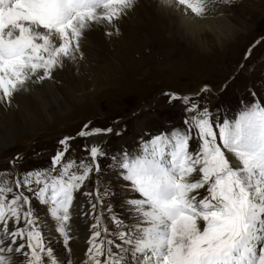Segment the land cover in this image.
Returning a JSON list of instances; mask_svg holds the SVG:
<instances>
[{"label":"snow or ice","instance_id":"1","mask_svg":"<svg viewBox=\"0 0 264 264\" xmlns=\"http://www.w3.org/2000/svg\"><path fill=\"white\" fill-rule=\"evenodd\" d=\"M219 2L164 0L196 18L213 13ZM135 4L0 0V103L11 104L29 84L52 79L65 61L81 54L82 39L94 26L118 32L115 25ZM202 91H209L208 86ZM166 95L170 102L185 104V127L150 137L138 153L113 157L121 178L138 194L128 201L138 219L134 226L110 233L100 189L86 193L96 199L92 213L85 214L95 222L89 225L81 264H264V103L255 100L233 119L220 121L191 96ZM112 132L85 124L77 136ZM73 139L59 141L49 168L23 175L0 171V264H14L13 254L20 264H71L58 259L33 200L46 207L71 253L75 194L93 172H100L99 159L107 155L94 143L85 146L87 160L68 158ZM112 221L123 226L115 216Z\"/></svg>","mask_w":264,"mask_h":264},{"label":"rangeland","instance_id":"2","mask_svg":"<svg viewBox=\"0 0 264 264\" xmlns=\"http://www.w3.org/2000/svg\"><path fill=\"white\" fill-rule=\"evenodd\" d=\"M218 4L225 7L235 26L224 45L210 30L204 32L207 47L179 38L161 25L167 16L155 12L153 3L136 0L134 8L115 25L118 32L105 25L94 26L91 37L84 35L81 54L65 61L47 80L55 91L44 86L40 90L43 98L32 94L31 89L16 95L27 103L31 99L34 114H27L19 102L0 103V171L23 175L49 168L65 136L75 137L70 142L68 158L87 160L85 146L94 143L107 153L99 159L100 172H93L75 194L71 253L65 251L62 237L54 231L55 222L48 217L46 207L33 200L58 259L81 264L86 258L89 225L95 217L85 214L92 213L91 204L96 203L95 196L86 193L95 194L100 189L104 222L110 233L123 231L124 227H118L113 216L121 221V216L132 218L128 201L138 198V194L121 178L113 157L119 158L124 152L138 153L150 137L185 127L189 116L185 104L170 102L166 93L191 96L220 121L233 119L255 100L264 103V0H232L231 4L220 0ZM205 85L207 92L202 91ZM85 124L110 127L113 132L78 137ZM196 145L193 140V148ZM77 203H82L81 212L75 210ZM109 206L110 212L106 210ZM100 210L98 206L96 211ZM81 219L85 225L82 239L78 237ZM78 241L82 243L79 249ZM20 259L13 254L14 264H20Z\"/></svg>","mask_w":264,"mask_h":264},{"label":"bare ground","instance_id":"3","mask_svg":"<svg viewBox=\"0 0 264 264\" xmlns=\"http://www.w3.org/2000/svg\"><path fill=\"white\" fill-rule=\"evenodd\" d=\"M143 1L149 3L150 5L151 3H153L152 6L156 9L155 12L158 11L162 14V16H167V18H163V21L161 24L164 28H167L168 31L170 30V32L172 30V33L178 36L179 38L182 37V38L188 39L189 41L196 43L201 47L208 46L207 45L208 39L206 37L207 34L204 33L206 32V30L207 31L210 30L213 33L214 37L218 39V41H220L222 45H224L226 43V40L230 39V34L233 33L235 29L234 24H232L231 22L230 16L227 14V12L224 11L225 7L223 8L219 4L218 6H216L215 11L213 12L215 14L214 17L207 16V18H196V17L191 16L190 14H186L182 7L168 5L164 3V0H143ZM131 19L132 18H128V20L132 21ZM148 19L149 18H144V21ZM137 20H140V18H137ZM224 28H227V29H224ZM163 31H165V29ZM92 33H93V30H90L86 34L91 37ZM82 41L84 42V40ZM44 86H49L50 91H55V86L51 82H48L47 80H44L43 82L39 84H29L28 89L29 90L31 89L32 94H35L36 96H40L43 98L44 96L40 90ZM13 99H14L13 102L15 103L19 102L22 104L21 105L22 109L26 110L27 114H34L31 103L29 102L31 99L28 98V103L27 101L19 99V97L17 96H14ZM82 209H83L82 203H77L75 210H77V212L78 211L81 212ZM132 215H133L132 218H127V216H121L123 224H124L123 231L136 224L138 217L134 213H132ZM82 220L83 219L79 220L78 222V225H79L78 226V231H79L78 237L80 239H82V237L84 236V232H85V225L84 227L82 226L83 225ZM119 242L120 241L117 239V243ZM81 244L82 243L80 241L76 242V245H79L78 249L80 248ZM129 260H130V257H129Z\"/></svg>","mask_w":264,"mask_h":264}]
</instances>
